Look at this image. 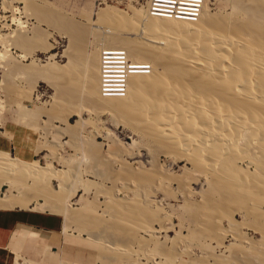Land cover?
<instances>
[{
	"label": "bare ground",
	"instance_id": "bare-ground-1",
	"mask_svg": "<svg viewBox=\"0 0 264 264\" xmlns=\"http://www.w3.org/2000/svg\"><path fill=\"white\" fill-rule=\"evenodd\" d=\"M49 3L0 0V88L9 99L21 79L30 85L44 79L53 90L54 112L48 111L66 125L55 133H69L81 156L71 162L46 136L33 153L44 166L0 150V190L18 189L0 197V209L49 208L63 217L64 233L74 223L105 252L136 246V264H264V0H204L195 22L150 17L144 6L126 14L109 5L94 21L76 22ZM33 18L60 31L63 51L51 53V34ZM102 47L120 48L130 62L149 66L147 74L128 77L122 97L98 95ZM36 52L47 55L35 59ZM81 103L128 127L136 152L111 140L102 152L98 142L69 130L70 111ZM81 182L95 186V199L105 196L101 210L108 218L95 215L96 203L94 212L71 209L68 200ZM112 182L120 183L123 197L106 187ZM109 236L125 246L105 245Z\"/></svg>",
	"mask_w": 264,
	"mask_h": 264
},
{
	"label": "rangeland",
	"instance_id": "rangeland-1",
	"mask_svg": "<svg viewBox=\"0 0 264 264\" xmlns=\"http://www.w3.org/2000/svg\"><path fill=\"white\" fill-rule=\"evenodd\" d=\"M42 1H44V0H42ZM46 3H49L48 5H51L50 7L52 9L55 8L54 10H57L58 11L57 13H59L60 15H62V14H63V16L66 15L65 17H67L68 19L74 20L76 22L77 21L80 22V20H83L86 18H89V19L91 18L90 20L94 21V19L96 18V12L99 9L105 7L106 5H109L111 7H116L117 9L124 11L126 14H130L131 13L130 6L135 7V8H140L141 6H143L144 0H46ZM41 5H42V3H41ZM211 7L213 8V6H211ZM41 22H44V21H41ZM41 22L38 21L37 18L36 19L33 18L32 21H30V23H35V25L40 24L39 26L37 25L38 28L40 27L41 30H43V32L47 31L49 34H51L50 37H52V39H49V42L54 47V49L51 51V53H57L58 54L61 51H63V49L65 48L66 41H65V38L62 37V35L60 37V31L58 34V32L56 31V28L54 30L53 29L54 27L52 28V26L47 25L46 23L45 24L41 23ZM91 38H93V37L91 36L88 39H90V41L92 42L93 40ZM36 54L37 55H35V59L36 58L44 59L43 56L47 55L45 53H39V52H36ZM15 55L17 56V54H15ZM96 56H97V53H96ZM62 59L63 58H57V59H55V61H57L58 64H62L63 60H64V59L63 60ZM61 60H62V62H61ZM97 65L98 64H97V58H96V66ZM1 67H2V65L0 63V71H1ZM96 76H97V72H96ZM43 80L44 79L40 78L39 80L36 81L37 83L34 81L36 84H33V85H35L34 86L35 88H33L32 83H34V82H32L30 85V84L26 83L27 82L26 79H23V80L21 79L20 88L18 89V93H16L15 95L13 94V96L12 95L8 96L9 99L5 98L4 93L1 92V88H0V101H1L0 102V150L8 152L10 154V156L11 155L12 156L13 155L18 156L21 159H23L24 161H34V160L38 161L37 163L39 166H44L45 161L42 158V155L38 154L36 156L33 153H34V150L36 149V147H38L39 141L41 142L40 144H42V141H43V143H45L44 142L45 137L41 138V136L42 137L46 136L45 139H46V142H48V145H50L49 143L51 141L53 143L56 142V144H61L62 150L58 151V152L62 153V156H64L65 158L67 157L66 159H68V160L70 159V161L73 159L71 162L77 161L79 159V157L81 156L80 152H79V150H76V148H77L75 146L76 144H74V145H72L73 143L70 144L71 141L74 143L76 141L69 137V135H70L69 133L68 134L64 133L63 134L64 136L63 135L61 136L59 134V132H57L58 134L55 133V131L57 129L58 130L60 128L65 129L66 125H61L60 123L56 122L58 116L55 115L56 116L55 117L54 116L55 113L52 114V111L54 112V110H52L53 107L50 108L51 107L50 103H52V100H53L52 99L53 90L50 88V86H48L49 84ZM42 81H43V83H42ZM96 83H97V77H96ZM1 84H2V78H1V73H0V85ZM30 87L33 91L30 89ZM36 92L41 94L37 98L35 97V94H37ZM33 93H35V94H33ZM43 93L45 95H42ZM23 95H24V97H23ZM11 101H13V102H11ZM81 105H82V107H81ZM75 106L76 107L73 106V108H75V109L72 110V112L70 111L71 114H70L69 118L67 119V124H68L67 127L69 126L68 127L69 130L71 129L72 131L77 129L74 132L77 133L78 136H80V138L83 141L88 142L87 138L85 139V136H86V137H88L89 141L91 139V141L94 140L95 143L98 142L101 145L100 150H102V152L103 151L105 152V150L107 149V146L112 143V142H110V140L116 144H119L121 147H123L122 149H124V150L136 152V148H135V145L133 143L137 142V138L135 137V135L132 132H130L131 131L130 129L128 130V127H125L124 124L121 125L120 123H118V124L114 123L113 124V123H111L110 120L108 121V119L105 120V117L107 115L103 114L101 111L98 112L99 114H95V112L93 111V113L95 114L94 115L92 113V110H87L88 109L87 105H84L83 103H81L80 105L75 104ZM48 110H52L50 112L54 118L52 116L47 118L48 114L50 113ZM76 111H77V113H76ZM78 111L80 113H78ZM87 111L90 113L87 114ZM65 112L68 113L67 111H65ZM60 113L63 115L62 117L67 115L63 111H60ZM60 113L58 112V114L61 116ZM45 114H47V115H45ZM78 114L79 115L82 114L83 116L80 115L82 117L79 118ZM49 116H50V114H49ZM50 118H52L53 122L50 120ZM47 119L50 120L52 124L50 122L46 121ZM54 119H55V121H54ZM79 119H81L82 122ZM97 119H98V121H97ZM43 121H44V123H43ZM86 121H88V122H86ZM83 124H85V125L83 126ZM97 126H98V128H97ZM55 127L57 129H55ZM42 129H43V131H42ZM44 130L47 133H45ZM88 134H89L90 138H89V136H87ZM132 141H134V142L132 143ZM52 142H51V145H55V143L53 144ZM65 142H66V144H65ZM67 142H68V144H67ZM62 143H64V144H62ZM85 143H83V144H85ZM70 145L73 146V148H71ZM44 153H46V152H44ZM55 166H56V168L60 167V166H58L57 163L52 164V167H55ZM51 183H52V185H56L57 181L51 180ZM81 183H82L81 186L77 185L80 187H79V189L77 188V193L75 194L76 196H74V198H70L72 200H70V199H69L70 201L68 200V202L71 203V204L68 203L69 206L70 207L72 206L71 209H75L76 207H77L76 209L81 208V207L82 208H88L89 206H91L88 208V210L91 208L92 211L94 212V209H96L94 204L95 203L97 205L100 204L99 207L96 206L100 209H96L97 214H95V215H98V216L102 215L103 214L102 212L105 211V210H103V209H105L104 208V206H105L104 203L106 202V198H104L105 196L99 192L100 195L96 196L97 199H95L93 196V194H94L93 192H95V189H96V188H94L95 186L94 185L89 186V188H88L89 190H88L86 185L84 186V183L83 182H81ZM82 185L86 188H84ZM106 185H107L106 187L111 186L114 193L121 194L119 197L124 196V194H123L124 191H119V189L121 187L120 183H113L112 182V183H106ZM10 186H11L10 184H7V185L4 184L3 186H1L0 197H3L4 194L8 195L9 193L18 194V192H17L18 189H15L16 190L15 191V190H13L15 188V186H11V187ZM93 199L95 201L97 200V202H94ZM92 201H93V204H91ZM166 202H171V201L168 200ZM44 211H45L44 213H46V212L51 213L49 211V208H45ZM106 215H107V213L104 215V218L105 217L108 218L109 215H107V216ZM59 216L61 218H63L61 215H59ZM73 225L74 226L71 225V228H69L71 230H69L68 232H65V233H64L63 228H62L60 237H62L63 239H61L57 235H50L51 237H55V238L57 237V243L48 245L49 246L48 248H45L46 245L40 246L41 248H43V251H40V249H39L40 247H38V248L36 247L33 250H31L33 252L37 251L35 254L33 252H24L23 255H21V254H18V255L21 256L22 258H24L25 261L29 262V263L26 262V264H49V262L52 264H56L57 262L58 263L60 262L59 264H136L137 263L136 261L138 260V258H140V256L138 257V253L140 252V250L138 251L136 246H134L132 244H125L126 248H124L121 252H118V253L116 252V255L112 254L110 252H107V251L105 252L103 250V247L100 248V246H102V245H99L100 243H98V241L93 242L94 240L92 238H89V236H87L88 234L87 235L84 234V231H83V233L82 232L79 233L76 230L74 223H73ZM73 228H75L76 231L75 230L73 231ZM170 236L172 237L173 233H170ZM108 242L109 243H115L114 245L117 247H120V248H123L125 246V245L122 246L121 242L115 236H109L107 238V242H105V243L103 242V243L105 245L110 246V244ZM50 246H52L53 249L50 248ZM52 252H54V253H52ZM136 252H138V253H136ZM27 258L34 259V261L36 263H33L30 260H27ZM17 262L22 264L23 260L20 259Z\"/></svg>",
	"mask_w": 264,
	"mask_h": 264
},
{
	"label": "built area",
	"instance_id": "built-area-1",
	"mask_svg": "<svg viewBox=\"0 0 264 264\" xmlns=\"http://www.w3.org/2000/svg\"><path fill=\"white\" fill-rule=\"evenodd\" d=\"M204 0H144L147 16L195 22ZM147 64H135L127 59L120 48H100L98 52L97 90L101 98L122 97L128 77L149 72Z\"/></svg>",
	"mask_w": 264,
	"mask_h": 264
},
{
	"label": "crops",
	"instance_id": "crops-1",
	"mask_svg": "<svg viewBox=\"0 0 264 264\" xmlns=\"http://www.w3.org/2000/svg\"><path fill=\"white\" fill-rule=\"evenodd\" d=\"M62 228L63 219L58 214L20 208L0 209V264H15L18 254L57 243V237L50 235L60 237ZM27 260L36 263L34 259Z\"/></svg>",
	"mask_w": 264,
	"mask_h": 264
}]
</instances>
